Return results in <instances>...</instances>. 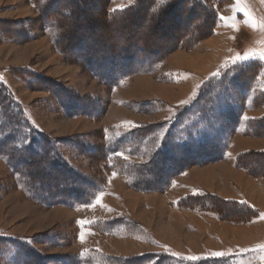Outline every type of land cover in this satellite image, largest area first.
Segmentation results:
<instances>
[{
	"label": "rangeland",
	"instance_id": "1",
	"mask_svg": "<svg viewBox=\"0 0 264 264\" xmlns=\"http://www.w3.org/2000/svg\"><path fill=\"white\" fill-rule=\"evenodd\" d=\"M132 2L111 0L106 13ZM47 3L0 0V81L33 130L54 142L59 161L84 180V199L42 203L25 186V173L0 156V235L26 241L48 257L45 264L63 262L53 256L146 253L191 261L234 255L231 264H264V122H257L264 116V0H214L218 22L211 34L191 49L127 62L126 73L114 82L96 76L81 57L93 38L101 45L107 34L89 31L74 9L68 15L73 2ZM122 19L110 25L117 32ZM145 25L134 37L151 34ZM20 27L26 29L23 36L14 32ZM244 61L257 68L247 92L231 88L239 124L226 132L222 159L188 165L180 173L168 170L160 184L145 190L133 186L135 166L148 160L144 142L126 143L114 160L107 157L110 140L139 126L165 131L204 79ZM180 97L183 102H171ZM67 99L79 103L76 113L68 115L61 103ZM234 202L254 210L242 211ZM0 264L14 263L0 251Z\"/></svg>",
	"mask_w": 264,
	"mask_h": 264
},
{
	"label": "trees",
	"instance_id": "2",
	"mask_svg": "<svg viewBox=\"0 0 264 264\" xmlns=\"http://www.w3.org/2000/svg\"><path fill=\"white\" fill-rule=\"evenodd\" d=\"M47 1L52 7L61 0ZM65 1L76 5V8L68 9V15H73L76 11V16L84 20L83 24H86L85 27L89 31H96L99 34L102 31L107 34V39L102 41L101 45L98 39L93 38L95 42L91 43V47L84 49L81 57L85 56L90 62L96 76L112 82L126 73L128 63V66H132L136 62H148L161 51L193 48L213 32L218 22L214 0H133L119 11L107 13L111 0ZM90 8L95 12L97 10L100 15L93 17L91 12L88 13L90 15L83 14L85 12L82 10ZM78 11H82V14ZM120 17L125 21L118 26L117 32L116 28L114 29L116 26L110 25ZM142 22L146 27L149 25L151 32L143 39L134 37ZM25 30L20 27L14 32H21L23 36ZM8 33L3 31L1 35L9 38V35H4ZM123 63L125 64L121 66ZM256 68L257 65L253 61H244L235 64L229 71L227 69L220 75L204 79L194 99L171 116V124L165 131L163 127L155 125L139 126L110 140L105 147L107 157L114 160L116 154L125 148L126 143L136 145V142H144L149 156L145 163L135 166L137 171L135 170L136 174H133L135 176L133 186L139 188L141 185L140 188L145 190L160 184L164 172L168 170L180 173L188 165L222 159L229 138L226 132L233 131L239 124L237 109L233 107L236 97L232 94L231 88H237L241 94L247 92ZM7 89L0 81V156L9 164L12 161L11 166L14 165L15 169L22 170L17 172L22 175L25 173V186L42 203L70 205L73 201L84 199L85 191L82 188L84 180L59 161L54 142L43 133L33 130L18 101ZM65 95L70 96L66 92ZM61 103L68 115L77 112L78 102L74 103L67 99ZM83 106L84 103H80V107ZM257 122L263 123L264 116ZM215 129H219L220 133ZM12 168L16 172L14 167ZM143 172L149 173V176L144 178ZM234 204L242 211L248 208L254 210L243 202ZM106 225L107 228L111 227V224ZM0 251L14 264H45L44 260L48 258L37 253L26 241H17L3 235H0ZM233 256H208L192 261L173 254L159 258L152 253L134 257L99 254L76 258L65 256L50 258L56 259L55 262L60 259L63 261L56 264H231Z\"/></svg>",
	"mask_w": 264,
	"mask_h": 264
},
{
	"label": "snow or ice",
	"instance_id": "3",
	"mask_svg": "<svg viewBox=\"0 0 264 264\" xmlns=\"http://www.w3.org/2000/svg\"><path fill=\"white\" fill-rule=\"evenodd\" d=\"M248 57L247 56H244V57H236L235 60L233 61V63H235L237 60H241V59H247ZM99 203V201H97ZM219 255V253H218Z\"/></svg>",
	"mask_w": 264,
	"mask_h": 264
},
{
	"label": "crops",
	"instance_id": "4",
	"mask_svg": "<svg viewBox=\"0 0 264 264\" xmlns=\"http://www.w3.org/2000/svg\"><path fill=\"white\" fill-rule=\"evenodd\" d=\"M183 98H178V99H176V100H173V101H171V102H174V103H176V102H183V100H182Z\"/></svg>",
	"mask_w": 264,
	"mask_h": 264
}]
</instances>
